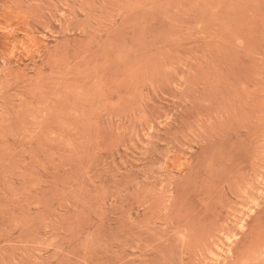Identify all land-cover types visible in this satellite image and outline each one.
<instances>
[{"label": "rangeland", "instance_id": "obj_1", "mask_svg": "<svg viewBox=\"0 0 264 264\" xmlns=\"http://www.w3.org/2000/svg\"><path fill=\"white\" fill-rule=\"evenodd\" d=\"M0 264H264V0H0Z\"/></svg>", "mask_w": 264, "mask_h": 264}]
</instances>
